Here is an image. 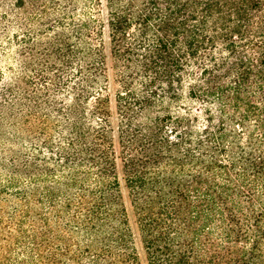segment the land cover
Instances as JSON below:
<instances>
[{"label": "trees", "instance_id": "1", "mask_svg": "<svg viewBox=\"0 0 264 264\" xmlns=\"http://www.w3.org/2000/svg\"><path fill=\"white\" fill-rule=\"evenodd\" d=\"M0 264H264V0H0Z\"/></svg>", "mask_w": 264, "mask_h": 264}, {"label": "rangeland", "instance_id": "2", "mask_svg": "<svg viewBox=\"0 0 264 264\" xmlns=\"http://www.w3.org/2000/svg\"><path fill=\"white\" fill-rule=\"evenodd\" d=\"M3 65V64H2ZM185 102H188V101H185ZM192 104V103H191Z\"/></svg>", "mask_w": 264, "mask_h": 264}]
</instances>
